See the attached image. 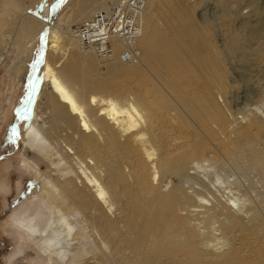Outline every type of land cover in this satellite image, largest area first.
<instances>
[{
	"label": "bare ground",
	"instance_id": "bare-ground-1",
	"mask_svg": "<svg viewBox=\"0 0 264 264\" xmlns=\"http://www.w3.org/2000/svg\"><path fill=\"white\" fill-rule=\"evenodd\" d=\"M26 1L0 0V44L5 24L18 14L21 32L45 38L35 71L47 90L23 140L39 148L34 159L47 179L10 216L16 253L33 242L43 264H264V88L249 85L236 107L247 123L229 120L218 101L221 94L230 106L225 91L236 55L261 53L264 60V18L250 17L259 0H217L223 24L213 17L198 22L188 0ZM156 2L161 7L146 9ZM144 40L170 51L171 63L153 68L162 73L155 83L146 78L157 106L138 91L128 96L100 83L95 92L86 79L96 75L99 60L108 73L131 60L142 66L135 46ZM71 48L78 61L68 66L58 57ZM10 53L11 46L0 47V66ZM75 66L86 81L72 80ZM167 98L184 112L176 106L181 114L173 112L170 123L158 110L173 109ZM221 156L237 167L249 159L257 184L223 171ZM171 176L181 180L165 190ZM191 177L202 186H190Z\"/></svg>",
	"mask_w": 264,
	"mask_h": 264
},
{
	"label": "rangeland",
	"instance_id": "rangeland-1",
	"mask_svg": "<svg viewBox=\"0 0 264 264\" xmlns=\"http://www.w3.org/2000/svg\"><path fill=\"white\" fill-rule=\"evenodd\" d=\"M188 1L192 5H195L193 7V12L198 22L215 18L218 23H224L225 17H221L223 7H221V4H219L217 0H199V2L198 0ZM220 1L223 2V0ZM26 4L31 5V0H27ZM159 4V2H156V5L154 6L150 3L149 7L146 9L152 10L154 7L159 8ZM235 8L237 7L233 6V9L237 10ZM250 10L254 11V13L250 15L252 20L251 22H257L260 19H263L264 0H259L258 4L252 6ZM116 11L117 10L113 8L109 12L114 13ZM99 14L102 15L101 13ZM18 15L14 16L11 21H7L5 24V40L0 44V47L11 46L10 56L4 64L0 66V264H43L46 261L45 257L40 251H38L33 242L25 245L23 252L16 253V250L20 248L18 235L15 233L14 227L11 226L9 222L10 216L16 209L24 205L26 201H30L32 198L37 196L39 189L42 188L44 181L47 179L45 165L43 163H36L34 159L35 155L40 153L39 148L33 147L28 149L23 140L26 130L33 121L38 96L43 90H47V86L40 76V71H38L37 79L34 83V91L32 93L33 97L29 101L28 109L23 112H19L20 109L24 107L30 95L31 81L34 76V71L36 70V64L44 55L42 49L45 47V41L43 42L45 38L44 36L42 37V35H32L28 32H21L16 27V24L18 23L17 20H20V18L18 19L17 17ZM201 17H203V19ZM256 24L257 23H246L245 27H255ZM63 26L65 27V24ZM162 35L165 37V41L170 42L172 40L173 36L170 34L162 33ZM143 43L148 47L146 51L141 50L145 48V45H142L140 47L141 49L138 45L135 46L137 51L136 53L139 54V58L143 63L142 66L138 64L136 60H131L127 61V64H122L124 65L122 66V69L117 68L112 73H108L105 60H99L100 64L97 65L95 70L97 71L96 75H91V77L86 79L90 82V85L92 84L91 81L94 85H96L95 92L101 93V91L97 88V84L100 83L104 87L111 86L112 89L114 88V93L117 91L119 93L127 94L128 96H133L136 94V91H138L139 93H144L146 95V99L152 101L155 107L157 106L155 96L151 95L147 89L149 82L146 78H150L151 81H153V79L162 75L161 72H155L153 68L162 70V67L164 66L162 64L163 61L171 63L170 51L155 48L152 45H149L145 40ZM71 51L74 52V48L69 49L67 54L63 57H58L63 58V62L67 63L68 66L70 62L78 61V58L72 59ZM152 53H154V56ZM156 53H159V55L156 56ZM161 53L163 56H161ZM76 54L81 56L80 53ZM127 56L133 59V57L129 54H127ZM236 56L237 61L235 63V67L228 66L227 81L231 87L229 89L227 88L228 90L225 91V94L226 98L230 101V106L228 105L229 109L226 108L227 104H225V100H222L223 98L221 94L218 95V101L224 107L229 120L234 122L237 117V121L239 120L241 123H247L248 119L246 117H242L244 113L242 111L235 110L237 106L243 105L242 97L245 95L244 92L249 90V85L264 88V60L261 58V53L258 55H252L251 58H248L253 60L242 58L243 56L241 55ZM21 58H25L26 60L21 62ZM25 65L29 66L27 70L28 77L25 81H22L20 78L26 71L24 69ZM72 70L73 81H75V79L80 82L86 81L84 76L79 75L78 66L72 67ZM232 79H235V82L232 81ZM167 99L173 109L167 110L166 108H158V110L163 117L162 119L164 121H169L170 123L172 121V113L177 111L180 113L179 109L182 112L183 110L176 105L179 108L178 109L169 98ZM261 103V107L263 109L264 97L261 98ZM261 115L264 118V113H261ZM165 116L167 118H165ZM248 116H251V113H249ZM174 123L177 125L176 121H174ZM159 124H162L161 121L156 122L155 125ZM39 125L44 126L46 123H43V120H41L39 121ZM223 133L224 132L220 131L221 138L226 141L224 138L225 133ZM232 133L233 132H231V134ZM262 146L264 147V143ZM229 149L233 152L232 147H229ZM25 159H27L33 166L28 167L25 164ZM221 159L222 162L220 165L227 167V170L224 168L223 171L233 172L234 174L237 172L236 176H238L241 181L242 179L243 181H246L247 179L246 182H243L244 185L253 184L254 182L257 184L256 180L259 178L258 169L248 168L251 164V162L249 163V159L245 158V163H243L244 165L240 167L234 165L229 157L221 156ZM244 169L247 171L249 169L250 172L248 171L245 173ZM247 173L251 175L249 176ZM170 180H172L173 183H177L180 182L181 179L179 176H171V178H169L166 182L164 187L165 190L170 187ZM259 180L261 181L262 179ZM251 181L253 183H250ZM189 185L193 187L202 186L200 181L195 177H191V183H189Z\"/></svg>",
	"mask_w": 264,
	"mask_h": 264
},
{
	"label": "water",
	"instance_id": "water-1",
	"mask_svg": "<svg viewBox=\"0 0 264 264\" xmlns=\"http://www.w3.org/2000/svg\"><path fill=\"white\" fill-rule=\"evenodd\" d=\"M39 61V60H38ZM37 72L36 71H34V76H33V79H32V81H31V91H30V95H29V97H28V100H27V102L25 103V105H24V107H22L21 109H20V111L19 112H23V111H25V110H27L28 109V107H29V101L31 100V98L33 97L32 96V93H33V91H34V83H35V80L37 79Z\"/></svg>",
	"mask_w": 264,
	"mask_h": 264
}]
</instances>
